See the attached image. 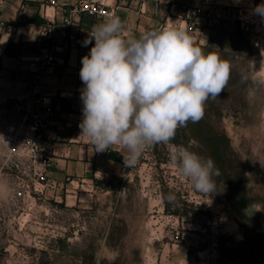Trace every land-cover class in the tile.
Listing matches in <instances>:
<instances>
[{"label": "rangeland", "instance_id": "obj_1", "mask_svg": "<svg viewBox=\"0 0 264 264\" xmlns=\"http://www.w3.org/2000/svg\"><path fill=\"white\" fill-rule=\"evenodd\" d=\"M242 17L238 32L213 36L205 51L219 48L221 59L232 65L227 86L206 103L204 121L191 123L194 129L180 127L183 146L217 162L215 191L194 190L170 165L169 147L156 144L131 167L130 177L108 195L100 192L97 201L75 203L65 191L56 200L45 185L43 198L23 214L15 210L17 219L2 229L0 264H229L227 252L244 240L247 228L256 221L264 229V18L246 12ZM222 134L230 152L219 151ZM240 166L250 203L239 214L228 196ZM0 192L6 196V187ZM169 194L174 201L166 199Z\"/></svg>", "mask_w": 264, "mask_h": 264}, {"label": "crops", "instance_id": "obj_2", "mask_svg": "<svg viewBox=\"0 0 264 264\" xmlns=\"http://www.w3.org/2000/svg\"><path fill=\"white\" fill-rule=\"evenodd\" d=\"M115 2L121 5L118 17L125 25L123 38L137 39L147 32L175 25L184 29L204 52L210 48L213 36L238 32L245 24L243 13L261 17L255 12V0H210L209 4L203 0H153L142 8L136 0ZM74 3L75 0H0V21L6 23L0 27V120L10 114L18 98L33 88L35 73L30 59L48 48L40 37L52 24L57 36L69 37L71 51L62 63L49 67L42 90L53 96L65 93L74 97L63 98L55 106L51 123L42 128L55 146L47 185L54 190L56 200L62 199L65 191L66 197L69 192L74 194L75 203H89L100 199L102 191L108 195L112 186L132 173L124 166L127 152L122 146L114 145L97 153L90 140L80 136L84 84L79 72L82 58L95 43L93 40L85 46V41L92 37L93 27L104 21L83 15L68 23L66 11ZM199 8L201 12L197 11ZM4 153L5 147L0 143V160ZM4 184L0 179V186Z\"/></svg>", "mask_w": 264, "mask_h": 264}, {"label": "clouds", "instance_id": "obj_3", "mask_svg": "<svg viewBox=\"0 0 264 264\" xmlns=\"http://www.w3.org/2000/svg\"><path fill=\"white\" fill-rule=\"evenodd\" d=\"M264 18V3L255 8ZM124 22L113 16L93 27L88 55L79 76L83 119L80 136L95 152L122 146L126 168L134 167L144 151L156 144L169 147V163L188 179L194 190L211 194L219 176L212 158L173 144L177 129L198 123L205 105L227 86L232 65L219 48L205 53L192 37L175 25L125 39ZM167 200L174 201L169 194Z\"/></svg>", "mask_w": 264, "mask_h": 264}, {"label": "built area", "instance_id": "obj_4", "mask_svg": "<svg viewBox=\"0 0 264 264\" xmlns=\"http://www.w3.org/2000/svg\"><path fill=\"white\" fill-rule=\"evenodd\" d=\"M136 1L142 8L153 0ZM203 3L209 4L210 0H203ZM120 9L121 5L115 0H75L66 11V20L70 23L73 17L87 15L105 21L118 16ZM197 11L201 12L202 9ZM5 26L6 23L0 21V27ZM13 28L18 30V27ZM55 33L52 24L42 33L40 40L45 41L48 48L30 59L35 73L33 88L18 98L12 104L10 114L0 120V143L5 147V153L0 160V179L7 189L6 196L0 192V234L8 223L17 219L15 210L23 214L26 208L30 210L34 202L38 203L43 198V188L48 183L55 146L45 137L42 128L51 123L55 106L63 98L74 97L65 93L53 96L42 90L43 77L49 67L62 63L64 56L71 51L69 37H59Z\"/></svg>", "mask_w": 264, "mask_h": 264}, {"label": "trees", "instance_id": "obj_5", "mask_svg": "<svg viewBox=\"0 0 264 264\" xmlns=\"http://www.w3.org/2000/svg\"><path fill=\"white\" fill-rule=\"evenodd\" d=\"M264 3V0H255L256 6L259 4ZM201 121H204V118H202ZM185 128H193L191 122L187 124L186 127L181 128L184 130ZM180 128L177 129L175 139L172 141L178 145H184L183 144V134L181 133ZM194 129V128H193ZM197 134H193L196 138H198L201 142H204L205 146L209 145L208 137L202 133V132H196ZM224 142H221L219 146V151L222 153L230 152V140L227 138L226 134H222L220 139ZM217 167V162H216ZM219 167L222 171H225V163L221 159L219 162ZM243 166L234 168L237 170L235 173V180L237 181L235 184V188L233 189V196L231 194L228 196V199L230 201V204L234 207L238 208L239 214L243 211H248V205L250 203V200L247 199V195L245 192L246 188V180L243 179V174L240 172V169ZM230 171L231 169L228 168ZM227 179H229V184L231 186V189L233 187L232 176L228 173H226ZM242 226H245V222H241ZM260 223L254 222L253 226L248 227L245 234H244V240L241 243L236 244L234 247H232L227 253L228 262L229 264H261V257L262 252L264 250V246L262 245V238L260 236L261 229H260ZM46 264H51V262L47 261Z\"/></svg>", "mask_w": 264, "mask_h": 264}, {"label": "flooded vegetation", "instance_id": "obj_6", "mask_svg": "<svg viewBox=\"0 0 264 264\" xmlns=\"http://www.w3.org/2000/svg\"><path fill=\"white\" fill-rule=\"evenodd\" d=\"M260 229H261V234H260V236H261V238H262V245L264 246V229H263V226L260 224Z\"/></svg>", "mask_w": 264, "mask_h": 264}]
</instances>
